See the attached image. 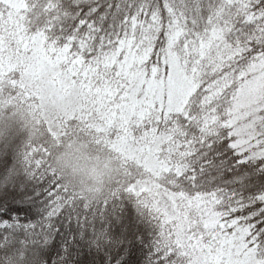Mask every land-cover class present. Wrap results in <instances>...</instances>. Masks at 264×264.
I'll return each instance as SVG.
<instances>
[{
    "label": "snow or ice",
    "instance_id": "1",
    "mask_svg": "<svg viewBox=\"0 0 264 264\" xmlns=\"http://www.w3.org/2000/svg\"><path fill=\"white\" fill-rule=\"evenodd\" d=\"M161 68L163 93L149 86ZM256 78L264 0H0V89L80 104L69 123L42 121L24 145V176L13 180L39 185L43 215L20 226V244L8 206L0 264H51L39 245L62 218L92 227L124 198L154 230L155 264L193 254L197 264H264V99L242 106L236 90ZM78 136L134 146L129 171L97 198L58 167V148Z\"/></svg>",
    "mask_w": 264,
    "mask_h": 264
},
{
    "label": "trees",
    "instance_id": "2",
    "mask_svg": "<svg viewBox=\"0 0 264 264\" xmlns=\"http://www.w3.org/2000/svg\"><path fill=\"white\" fill-rule=\"evenodd\" d=\"M160 72L162 77L163 68ZM240 86L238 84L237 92ZM18 95L19 92L13 93L7 87L0 89V129L5 130L0 136V171H4L7 163L4 179L0 180V198L6 196L7 202L0 208V216L8 211L9 205L17 209L10 213V223L17 226L16 235L23 244L26 234L19 231L20 226L35 225L43 215L39 185L26 179L21 182L13 180L14 176H24L21 164L24 145L40 129L42 121L46 126L48 120L59 117L57 126L61 120L69 123L80 104L75 97L67 100L58 97L49 104L42 101L39 94L34 93L35 99L27 101H18ZM42 104L47 106L42 107ZM36 108L40 111L34 116ZM69 151H73L79 161L76 169L64 164ZM134 155L133 145L116 142L114 138L110 142L98 143L87 136H78L61 144L57 150V162L69 184L91 198H97L129 171ZM80 165L83 171L79 170ZM61 225V231H54L46 244L39 245L52 250L51 264L58 260L67 261V264H155L154 230L138 212L135 203L127 198L118 200L114 208L92 227H81L66 218H62L56 227L60 229ZM101 232L103 239L99 238ZM41 264H49L47 258ZM188 264H194V254Z\"/></svg>",
    "mask_w": 264,
    "mask_h": 264
},
{
    "label": "rangeland",
    "instance_id": "3",
    "mask_svg": "<svg viewBox=\"0 0 264 264\" xmlns=\"http://www.w3.org/2000/svg\"><path fill=\"white\" fill-rule=\"evenodd\" d=\"M178 72V63L175 61V58L170 60V68H169V79L176 75ZM182 72V70H179ZM149 86L153 89L158 88L161 93H163L165 88V79L162 75L159 81H155L152 79L149 81ZM183 85H180L178 90L182 91ZM238 93L241 94V105H254L259 103L261 99H264V81L256 78L254 81H245V85H241L238 89ZM201 257L194 254V264H197V261L200 260Z\"/></svg>",
    "mask_w": 264,
    "mask_h": 264
},
{
    "label": "clouds",
    "instance_id": "4",
    "mask_svg": "<svg viewBox=\"0 0 264 264\" xmlns=\"http://www.w3.org/2000/svg\"><path fill=\"white\" fill-rule=\"evenodd\" d=\"M64 164L66 166H68L69 168H72V169H76L77 168V165L79 164V161L76 159L73 151H69L66 154V157H65V160H64ZM79 170L83 171V166L82 165H80Z\"/></svg>",
    "mask_w": 264,
    "mask_h": 264
}]
</instances>
